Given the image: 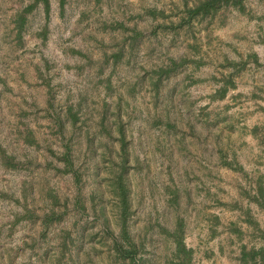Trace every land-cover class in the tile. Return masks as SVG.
Wrapping results in <instances>:
<instances>
[{"label": "rangeland", "instance_id": "rangeland-1", "mask_svg": "<svg viewBox=\"0 0 264 264\" xmlns=\"http://www.w3.org/2000/svg\"><path fill=\"white\" fill-rule=\"evenodd\" d=\"M185 1L0 0V264H264V0Z\"/></svg>", "mask_w": 264, "mask_h": 264}, {"label": "trees", "instance_id": "trees-1", "mask_svg": "<svg viewBox=\"0 0 264 264\" xmlns=\"http://www.w3.org/2000/svg\"><path fill=\"white\" fill-rule=\"evenodd\" d=\"M245 0H194L191 5H188V2H184V9H183V14L180 17L179 21L175 24L169 23L166 25L164 28H171L172 30L181 28L185 25H190L195 19L197 18H206V17H211L215 13H217L220 9L222 8H227L229 6H234L237 8H243V3ZM44 3L47 4V0H44ZM247 59L252 60L253 62L258 63L257 56L255 54H248L246 55ZM264 65V62L261 63ZM173 66V62L171 63ZM174 65L176 66L177 64L174 62ZM168 69H163L161 70V74L167 72ZM227 86V85H226ZM226 92V87L224 86L223 88L220 89V95H224ZM120 188V195L122 199V207L126 211L127 208V193L126 189L123 186L122 183L118 186ZM180 237V236H179ZM178 247L182 250L184 254L189 253V249L185 247L182 241L179 242ZM123 256L126 259H129L132 264H136V259H134V252L131 249H124L123 250ZM255 251H248L246 252V258L253 260L257 257Z\"/></svg>", "mask_w": 264, "mask_h": 264}]
</instances>
